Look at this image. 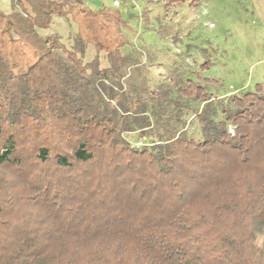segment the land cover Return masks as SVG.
<instances>
[{"label": "trees", "instance_id": "1", "mask_svg": "<svg viewBox=\"0 0 264 264\" xmlns=\"http://www.w3.org/2000/svg\"><path fill=\"white\" fill-rule=\"evenodd\" d=\"M55 19L75 27L68 46L42 33ZM124 28L112 4L0 6V170L21 173L17 154L54 165L25 176L46 216L16 231L0 222V264H264L262 87L214 96L186 77L174 96L151 90L127 71Z\"/></svg>", "mask_w": 264, "mask_h": 264}, {"label": "rangeland", "instance_id": "2", "mask_svg": "<svg viewBox=\"0 0 264 264\" xmlns=\"http://www.w3.org/2000/svg\"><path fill=\"white\" fill-rule=\"evenodd\" d=\"M84 1L92 8L111 2ZM119 2L117 8L132 26L124 28L130 43L122 51L129 56L131 65L127 71L131 79L135 74L134 81L144 82L154 91L159 87L170 88L172 96L176 95L178 80L186 77L199 81L214 96L252 90L257 84L264 92V0H186L183 4L169 5L166 0ZM0 6L9 10L11 0H0ZM74 28L63 19H55L51 29L42 33L57 32L68 46ZM91 55L89 52L86 60ZM203 77L215 82H205ZM183 118L187 135L200 140L199 125L190 110H184ZM124 135L135 146L144 142L137 133ZM17 157L25 170L20 173L8 165L0 170V222L9 221L6 229L11 227L13 231L26 222L34 225L32 218L46 216L31 208L27 198L30 191L24 187L28 181L25 176L44 180L54 172L50 162L35 163L28 154ZM0 230L3 231L1 226ZM262 240L259 236L257 242Z\"/></svg>", "mask_w": 264, "mask_h": 264}, {"label": "built area", "instance_id": "3", "mask_svg": "<svg viewBox=\"0 0 264 264\" xmlns=\"http://www.w3.org/2000/svg\"><path fill=\"white\" fill-rule=\"evenodd\" d=\"M111 4H112V6L117 7L120 5V2H119V0H111Z\"/></svg>", "mask_w": 264, "mask_h": 264}, {"label": "crops", "instance_id": "4", "mask_svg": "<svg viewBox=\"0 0 264 264\" xmlns=\"http://www.w3.org/2000/svg\"><path fill=\"white\" fill-rule=\"evenodd\" d=\"M109 4H111V2Z\"/></svg>", "mask_w": 264, "mask_h": 264}]
</instances>
